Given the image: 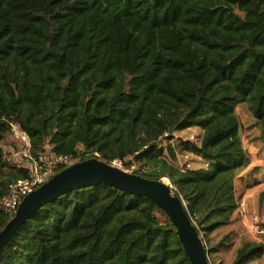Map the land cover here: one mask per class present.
Instances as JSON below:
<instances>
[{
    "label": "trees",
    "instance_id": "16d2710c",
    "mask_svg": "<svg viewBox=\"0 0 264 264\" xmlns=\"http://www.w3.org/2000/svg\"><path fill=\"white\" fill-rule=\"evenodd\" d=\"M241 104L264 133V0H0V201L29 157L119 161L169 181L213 256L234 245L208 236L234 222L235 181L250 165ZM14 126L27 144L12 161L2 142ZM193 128L196 141L170 143ZM175 149L199 166L177 165ZM8 221L0 208V230ZM263 251L244 242L231 264ZM0 264L190 262L165 212L99 184L36 210Z\"/></svg>",
    "mask_w": 264,
    "mask_h": 264
},
{
    "label": "water",
    "instance_id": "95a60500",
    "mask_svg": "<svg viewBox=\"0 0 264 264\" xmlns=\"http://www.w3.org/2000/svg\"><path fill=\"white\" fill-rule=\"evenodd\" d=\"M99 184L152 201L168 216L190 264H210L206 248L188 216L184 201L168 180L147 179L94 157L65 167L26 195L14 217L0 230V250L20 224L39 208L67 191Z\"/></svg>",
    "mask_w": 264,
    "mask_h": 264
},
{
    "label": "rangeland",
    "instance_id": "374dc122",
    "mask_svg": "<svg viewBox=\"0 0 264 264\" xmlns=\"http://www.w3.org/2000/svg\"><path fill=\"white\" fill-rule=\"evenodd\" d=\"M235 113L240 125L242 144L248 153L250 165L238 174L235 181L238 209L234 222L208 236L210 246L218 243L224 236H230L229 238L234 240V245L230 249H223L213 256H209L210 264H231L235 250L244 242L252 241L264 247V133L260 130L246 104L238 105L235 108ZM200 134L201 132L197 128L176 132L170 143L175 146L179 141H185L191 136L198 137ZM22 144H27V137L14 126L12 135L6 137L2 142L5 156L12 161L13 159L17 160V151ZM175 154L176 164L180 167L195 168L199 166V159L194 155L181 152L178 149H175ZM120 168L126 170L122 163ZM132 169L126 171L131 172ZM257 227L262 229L263 234L256 233ZM247 264H264V251L261 256Z\"/></svg>",
    "mask_w": 264,
    "mask_h": 264
},
{
    "label": "built area",
    "instance_id": "2783aa9c",
    "mask_svg": "<svg viewBox=\"0 0 264 264\" xmlns=\"http://www.w3.org/2000/svg\"><path fill=\"white\" fill-rule=\"evenodd\" d=\"M175 133L173 134V137ZM189 141H196L197 137L191 136ZM79 158L57 154H41L36 158H30L24 162V166L29 169L28 176L25 179L10 183L6 189V195L0 201V208L12 219L22 201L29 193L36 190L42 184L47 182L61 168L68 167L77 163ZM120 167V162H113ZM189 169V166L186 167ZM257 227L256 233L263 234L262 229Z\"/></svg>",
    "mask_w": 264,
    "mask_h": 264
}]
</instances>
